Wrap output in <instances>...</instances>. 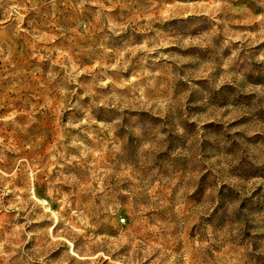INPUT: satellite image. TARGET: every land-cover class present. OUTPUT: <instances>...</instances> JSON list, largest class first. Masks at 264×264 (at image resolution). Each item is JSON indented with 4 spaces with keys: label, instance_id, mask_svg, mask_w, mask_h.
I'll return each mask as SVG.
<instances>
[{
    "label": "rangeland",
    "instance_id": "obj_1",
    "mask_svg": "<svg viewBox=\"0 0 264 264\" xmlns=\"http://www.w3.org/2000/svg\"><path fill=\"white\" fill-rule=\"evenodd\" d=\"M0 264H264V0H0Z\"/></svg>",
    "mask_w": 264,
    "mask_h": 264
}]
</instances>
